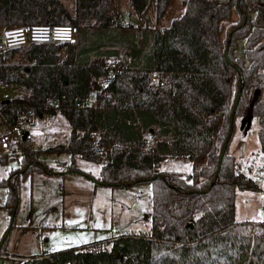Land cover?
I'll return each instance as SVG.
<instances>
[{
  "label": "trees",
  "instance_id": "obj_1",
  "mask_svg": "<svg viewBox=\"0 0 264 264\" xmlns=\"http://www.w3.org/2000/svg\"><path fill=\"white\" fill-rule=\"evenodd\" d=\"M73 2L71 13L60 0H0V33L32 25L77 28L74 45L31 43L0 53V82L27 91L0 101L1 113L13 126L22 115L61 113L69 139L45 150L99 163L96 179L105 185L150 182L151 228L114 237L109 249L94 243L16 264H264V225L234 219L235 190L259 187L235 172L228 154L238 116L246 127L256 119L264 152V0H186L183 13L161 29L147 24L151 0H128L142 25L120 24L110 0ZM169 3L155 0L157 18ZM233 9L239 19L224 25ZM240 39L244 57H235ZM110 58L122 59L118 72L109 71ZM100 77L108 78L102 88ZM40 153L22 144L23 169L11 168L0 180L12 218L17 175L52 172ZM180 156L191 163L190 173L158 169ZM8 159L14 158L0 153V162ZM73 169L71 163L67 170Z\"/></svg>",
  "mask_w": 264,
  "mask_h": 264
},
{
  "label": "rangeland",
  "instance_id": "obj_2",
  "mask_svg": "<svg viewBox=\"0 0 264 264\" xmlns=\"http://www.w3.org/2000/svg\"><path fill=\"white\" fill-rule=\"evenodd\" d=\"M185 1L170 0L164 15L157 20L155 0H151L147 11V24L154 25L152 27H168L172 19L183 13ZM60 2L69 12H73V0ZM110 2L120 24L142 25L128 0ZM238 19L237 12L233 9L230 20L224 21V25L237 22ZM221 38H224L223 31ZM63 52L61 50L62 54ZM234 56L244 57L243 39L238 41ZM19 58L20 55L16 54L13 61H19ZM120 60L122 59L107 60L110 72L114 68V73L119 70ZM107 79L98 78L99 88L106 86ZM157 79L154 76L152 81ZM20 95L22 94L16 92L12 86L0 87V101ZM94 99L93 92L86 104L92 105ZM13 127H19L29 135L26 140L13 143L8 151H3L0 147V153L14 158L0 162V180L8 176L11 168L18 169L19 172L23 169L20 156L22 144L40 150V159L46 166L52 167V172L48 174L32 170L23 176L21 173L17 175L18 198L14 204L16 209L13 218V213L10 214L9 208L5 206V187L0 185V264H16L25 256L48 254L94 243L91 247L109 249L116 236L150 232V182L127 186L99 184L93 180L98 175L99 163L84 159L79 154L45 150L57 144L65 145L69 139L70 125L61 113L56 111L55 114L22 115L14 126L9 125L5 118L0 120V134ZM257 130L255 118L246 127V121L236 117L234 133L228 146V154L236 163L235 172L252 178L259 187L257 191L235 190L234 219L237 222L249 221L254 226L264 225V152L260 150ZM71 163L76 169L68 171ZM158 169L188 174L192 166L185 156H180L162 161ZM79 170L90 175L87 176ZM11 206L9 201V207Z\"/></svg>",
  "mask_w": 264,
  "mask_h": 264
},
{
  "label": "built area",
  "instance_id": "obj_3",
  "mask_svg": "<svg viewBox=\"0 0 264 264\" xmlns=\"http://www.w3.org/2000/svg\"><path fill=\"white\" fill-rule=\"evenodd\" d=\"M77 42V28L71 25L49 26L32 25L24 27H14L0 33V53L14 48H25L31 43H57L64 45H74ZM118 70H116L117 72ZM5 85L0 82V87ZM19 94H26V89L19 85H10ZM3 115L0 110V120ZM23 131L19 127H13L6 133L0 134V147L3 151H8L11 145L22 139ZM256 179H259L256 177Z\"/></svg>",
  "mask_w": 264,
  "mask_h": 264
},
{
  "label": "water",
  "instance_id": "obj_4",
  "mask_svg": "<svg viewBox=\"0 0 264 264\" xmlns=\"http://www.w3.org/2000/svg\"><path fill=\"white\" fill-rule=\"evenodd\" d=\"M224 57H225V60L230 64L231 63V61H230V59H229V57H228V53H227V51H225L224 52ZM239 96H240V92L237 94V97H236V101H235V106L237 105V103H238V100H239ZM233 114H234V112L232 113V116H233ZM233 123V117L231 118V124ZM250 125V122L248 123V126ZM232 128H231V130H230V132H229V134L227 135V138H226V142H225V144H224V146H223V148H222V152H221V155H220V161L222 160V158H223V155H224V153H225V151H226V149H227V142L229 141V139H230V137H231V134H232ZM28 135H29V133L27 132V131H25L24 133H23V135H22V140H26V138L28 137ZM95 182H97V183H99V184H103L101 181H99V180H97V179H93Z\"/></svg>",
  "mask_w": 264,
  "mask_h": 264
},
{
  "label": "crops",
  "instance_id": "obj_5",
  "mask_svg": "<svg viewBox=\"0 0 264 264\" xmlns=\"http://www.w3.org/2000/svg\"><path fill=\"white\" fill-rule=\"evenodd\" d=\"M156 19L159 20V18H157V17H156ZM155 24H157V22H156ZM152 26H154V25H152ZM155 27H156L157 29H159V28H163L162 26L157 27V25H155ZM159 170H160V169H159Z\"/></svg>",
  "mask_w": 264,
  "mask_h": 264
}]
</instances>
